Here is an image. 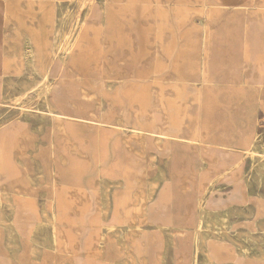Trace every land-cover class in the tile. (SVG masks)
Masks as SVG:
<instances>
[{
    "label": "rangeland",
    "instance_id": "obj_1",
    "mask_svg": "<svg viewBox=\"0 0 264 264\" xmlns=\"http://www.w3.org/2000/svg\"><path fill=\"white\" fill-rule=\"evenodd\" d=\"M2 1L5 14H0V43L5 49L3 56L4 91L12 97H19L20 84L29 78L30 74L26 63L28 59L27 47H30L32 50V60L37 69L32 77H42L54 63L53 66L56 68V72H58V79L60 81H58V85L61 86L63 92H66V96L60 93L57 96L58 107L69 116L60 122L65 124L69 132L75 138L77 137L81 143L87 145V148H89L86 154H76L70 149L64 136L59 132V121L51 117L48 113L43 114V111L47 112V108L39 95H37L35 89L29 93L30 99H28L27 102L25 101L26 108H29L27 112L20 108V105L23 103L15 106L11 101L5 102L3 106H0V128L3 126L6 128L7 126H11L14 131L17 132V145L19 146L18 148L24 151L22 157L25 164V166H21L22 172L18 173L20 176L18 180L16 179L17 181H10L8 183V190L13 195H18L22 192L20 188L21 184L23 187L27 188L30 200L33 198L38 205L51 201L54 195V178L52 176L54 164L51 158L53 153L58 164L57 167L61 169V174L63 175V173H65L64 175L68 176V178L63 179V181L66 184L68 183L69 187L72 188H87L94 195L92 204L89 207L90 209L86 213L84 221L81 223L82 228L76 238L79 242L78 248L80 249L79 254L76 256L77 264H115L114 262L104 263L101 259H94L92 256L87 255L85 251L86 243L92 232L90 222L97 218L95 217L96 193L92 191V188L98 186L96 182L98 176L105 175L112 177L124 176L125 182L127 181V183L130 184V189L126 188L123 190L126 194H130L131 190L143 189L146 187L148 182L147 179H152L157 175L156 173L159 167L162 166L171 174V162L168 159L171 157L170 151L175 143H181V141L174 136L175 134L179 135V132L181 134L187 131L189 137H198L196 124H194L193 121L194 118H192L193 120L190 118V114L194 115L196 113L197 107L194 100H191L190 95L185 101L184 89L182 90V85H184L182 81L183 72L178 69L171 73V75L173 74L176 78L178 77V84L176 86L173 81H166L169 77L167 73H155L150 65L153 61L152 57L154 56V50L156 49V47L154 48L153 46V42L150 44V42L153 41V36L155 38H162L164 34H168L169 42L166 43V48L177 52L181 48V43L179 41L180 33H188V31L190 32L193 30L194 26L193 24H176L172 19L168 20L167 24L163 27H157L156 25L139 26L140 44H142L139 59L140 65L137 66L135 70L136 74L119 76L114 75L115 73L118 74V72L110 69L108 61H97L96 64L98 67H96L94 63L89 64L90 66H86L89 57L91 58L92 56L98 55V50H96V46L92 47L82 43L80 39L81 28L83 26L82 21L85 18H89L90 10L96 2L100 0H72L64 6H60V3L56 0ZM138 1L142 3L152 2V0ZM91 3L93 4L91 5ZM237 9L239 11L241 10L239 7H236L234 12H236ZM229 10L231 11L232 9ZM61 17H64L66 20L63 26L65 30L64 33L69 32L74 34V32L79 30L78 37L75 38L74 41H72L73 37L67 38L64 35L59 38V41L62 47V53L71 47L72 51L67 55V59L71 64L75 65L76 63L82 67L83 76H86L84 79L75 80L71 73L67 74L68 72L65 68L62 67L60 69V62H58L57 58L55 59L52 57V44L56 27ZM87 23L88 22L85 24ZM26 41H28L29 45H26ZM77 41L79 44H76ZM207 43L206 40L205 46L208 45ZM76 45L78 46L77 49L74 48ZM97 69L100 70L98 75H96ZM94 75L96 76L93 77ZM76 84L85 85L84 89L93 95L86 96L84 93H74ZM8 87H10V89H8ZM155 91L158 92L160 96L166 97L167 99H165V102L168 103V105H163L166 112L162 115H155L152 109L154 100L151 97L157 94ZM242 103L249 105L253 103L257 108L255 134L247 149H250L253 141L258 139L260 151H264V99H258L254 102L240 101L239 106ZM226 104H231L232 107L236 109L232 103L229 104L223 101L214 105L220 106L222 109V107L225 108L224 106ZM120 107L125 110V117H123V115L121 116L119 113ZM240 108L242 110L244 107L242 106ZM138 109L141 112L138 111ZM186 110L187 114L185 116ZM131 112L136 113L139 121L141 119L140 124L143 125V127L145 126L144 129L148 131V137H151L148 139L150 141V148L148 149L145 148L143 139L131 129L129 120ZM122 118L125 119V122ZM153 118L154 120L152 121ZM147 124H149V126ZM160 124L165 126V131L167 133L170 132L168 134L172 137L168 138L167 142H162L159 146L156 144V141L152 139H154V133L157 131ZM168 124L171 125L169 126ZM189 128L190 130H188ZM14 138L15 137L11 136L10 139L8 138V141H13ZM125 140L129 142V145L126 144ZM53 145L55 146L52 147ZM152 154H155L158 158L154 160ZM242 155L243 159H240L237 164H234L236 167L234 165L233 167L232 164L221 163L223 165H220L219 161H217V165H213L212 170L208 171L206 175L204 174L205 176L203 175L202 177L199 172L201 167L199 169L192 167L190 173L186 172L185 169H182L183 172L180 170L176 171H178L179 177L186 182L191 176L195 177L196 175L199 176V181L200 179L206 182L208 180L215 181L217 179L218 185L223 186L227 184L226 186L233 191L232 195L229 194L228 196L227 193L224 196L230 198L237 196V198H240V196L242 197V195H244L241 183L238 184V181H235L236 178L233 176L229 178L227 173H224V176L226 174L225 177L223 175L220 177L216 176V170L221 171L230 165L232 166L231 168H237V165L240 167L239 164L244 162V170L248 175L246 177H248V182L250 184L248 187L250 191L256 194L257 192L264 194V175L261 171L257 170L260 165H258V163L260 160H262V162L264 161V156L256 155L253 157L243 152ZM186 160L182 161V164H185ZM213 173L215 174L212 176ZM9 175L10 174L5 170L0 171V180L6 181ZM228 183H233V188L229 187ZM237 185H239V190L236 188ZM179 187L181 186L179 185ZM221 192L222 190L218 189L214 193ZM119 195L120 192L112 188L113 199ZM167 196V199L170 200L164 203L161 202V204L163 203L160 205L161 207L154 209L149 215L150 218L148 217L150 221H156L160 215L165 214L168 206L175 207L172 211L174 217H177V213L179 214L180 212V217L178 216L179 220L176 222L181 223V228L184 231L181 230V233H178L173 239L170 234H165L167 238L166 243L168 245L165 252V264H207L203 255L197 252L196 237L193 235V225L196 224V221L194 218L192 219L195 215L192 216L191 213H195V211H192L190 216L188 215L189 212L186 211L188 207L192 206L194 200H189L187 195H182L173 190H170ZM1 203L9 214L10 209L6 207L5 199H2ZM242 203L243 201L240 202V204ZM59 210L66 211L67 208L62 207V209ZM92 211L94 214H92ZM25 214L27 218L30 219V210L25 209ZM120 215H114V217L111 218L112 220L109 219L110 222L104 220V223L102 222L103 224H101V221L95 222L98 228H102V230L107 233L106 256L115 260L124 259L126 256L122 251L123 248L119 240L129 239L132 245H134L135 242V248L138 247V251L147 253V255L150 256L152 264H159L161 261L160 252L163 247V234L160 233L158 227L151 224L144 215L138 222L140 223L139 230L141 235L134 238L132 232L130 233L128 231L127 226H125L127 228L118 235L114 232L109 233V227L113 222L118 220L126 224L132 216L131 212ZM234 216L235 217L231 220L228 219L231 223L229 228L231 227L230 232L232 238L220 237L221 234H219V240H217L223 241L225 244L224 246L227 247L235 248V245L246 257L238 259L235 258L233 254H226L225 259L219 262L227 264L234 260L237 264H264V260L260 258V245L264 244V241L259 240L262 234L264 235L263 229L258 223L255 224V217L248 219L242 214ZM9 217H11L10 214ZM218 218L215 212L213 215H208L204 220V228L209 230V228L213 227L214 221L218 220ZM186 219L191 222V225ZM215 227L217 230L220 229L219 221L215 223ZM235 228L236 231L234 230ZM244 230H249L250 234L241 232ZM146 232H148V240L145 242L144 233ZM36 238L38 240H43V235L36 234ZM44 238H46V233ZM5 240L6 234L0 226V247ZM173 240L176 241L175 245L171 244ZM23 246L25 249L21 252V258L22 264H26L31 259V249H29L25 243ZM48 246L45 248L46 251L52 252L53 250ZM3 254H5V252H3ZM195 254H197V259H195ZM57 255L60 262L67 260L65 257H62L63 253L58 252ZM1 257L2 255L0 254V259Z\"/></svg>",
    "mask_w": 264,
    "mask_h": 264
},
{
    "label": "bare ground",
    "instance_id": "obj_2",
    "mask_svg": "<svg viewBox=\"0 0 264 264\" xmlns=\"http://www.w3.org/2000/svg\"><path fill=\"white\" fill-rule=\"evenodd\" d=\"M92 4L93 3H91V5ZM0 14L4 15V7L2 0H0ZM88 21L89 18H85L82 21V25H84ZM65 22V18L61 17L60 22L56 27L55 37L52 44V57H54L55 59L57 58L58 62H60V69L62 67L65 68L68 72L67 74L71 73L75 80H79L83 76L82 67H80V65H77L76 63L75 65H73L68 61L67 55H69V53L72 51L71 47L62 53V47L60 46L59 41V38L63 35L67 38L73 37L72 41H74L75 38L78 37L79 30L76 29L78 31L74 32V34H71L69 32L64 33L65 30L63 26ZM25 43L26 45H29L28 41H26ZM76 44H79L78 41ZM76 46H74V48H76ZM27 48L28 59L26 63L27 67L29 68L30 74L29 78H27L20 84L19 97L15 98L7 94L6 91H4L3 56L5 53V49L4 46L0 43V106H3L5 102L8 101H11L15 106H18V104L23 103L22 105H20V108L22 110H26L27 112L29 108H26L25 101L27 102V100L30 99L29 93L35 89L37 91V95H39V97L47 108V112L43 111V114L48 113L51 117L56 118L59 121V132L61 135L64 136L70 149L76 154H86L89 150V148H87V145L81 143V141L77 137L75 138L69 132L65 124L60 122L69 116L66 115L65 112L61 111V109L58 107L57 96L59 95V93L66 96V92H63L61 86L58 85V72H56V68H54L53 66L54 63L52 64L51 68L47 71V73L42 77H32V75L37 71V69L35 63L32 60V50L30 49V47ZM191 77L192 79L190 82L196 84V82L199 81L195 73H193ZM84 87L85 85L76 84L74 93H84L86 96H92L93 94H88L87 90H85ZM8 89H10V87H8ZM151 98L154 100V105L152 109L155 115L164 114L166 110L163 105H168V103L165 102L166 97L160 96L157 92V94H154V96H152ZM138 111L140 110L138 109ZM119 113L121 114V116L123 115V117H125L126 112L124 109H122V107L119 108ZM122 120L125 122L124 118H122ZM129 120L133 132L143 139L145 148H150V141L148 139L151 137H148L149 134L148 131L144 129L145 126L143 127V125L140 124L141 119L139 121L136 113L131 112ZM153 120L154 118L152 119V121ZM147 125L149 126V124ZM165 130V126L160 124L157 128V131H155L154 133L155 136L152 140L156 141V144L159 146L162 144V142H167V139L172 137L170 134H168L170 132L167 133ZM188 130H190V128ZM187 134V131H184L183 133L180 134L179 132V135L175 134L174 136L178 140H180L182 144H185L188 147H201L203 151H207V149L209 148L208 144H206L204 141L199 140V137H189ZM11 136L15 137L14 140L8 141V138L10 139ZM17 139V132L14 131L11 126H7V128L3 126L0 128V171L5 170L10 174L6 181L0 180V226L6 234V240L3 245H1L2 248L0 247V254L2 255L0 259V264H22L21 252L25 249L23 246L24 243L27 244L29 249H31V259L26 264H77L76 256L77 254H79L80 249L78 248L79 242L76 240V238L82 228L81 223L84 221V217L90 209L89 207L92 204L94 195L87 188H72L69 187L68 183L66 184L63 181V179H67L68 176H65V173H63L64 176L61 174V169L57 167L58 164L55 160L53 153L51 158L54 164V167L52 168V176L54 178V195L51 198V201L38 205V203L33 198L32 200H30V195L27 188L23 187V185L21 184L20 188L22 189V192L18 195H13L8 190V183L10 181H17L18 177H20L18 173L22 172L21 166H25L22 157L24 151H22L21 148H18L19 146L17 145ZM125 142L127 145H129V142L127 140H125ZM54 146L55 145H53L52 147ZM259 146V140L255 139V141H253L252 143V147L250 149L242 150V152L248 153L253 157H255L256 155L264 156V151H260ZM152 157L154 160L158 158L155 154H152ZM203 158L208 161L210 166L200 168L199 172L201 177L204 174L206 175L208 171L212 170L213 165H215L218 161V156H214L213 158L207 156ZM186 159L187 158L184 157L182 161ZM176 161L177 157L174 156L173 167L170 172L171 174H169L167 170L161 166L159 167V170L156 173L157 175L154 178L147 179L148 182L145 188L140 190L135 189V191L131 190L130 194H126L125 191H123L126 188L130 189V184L127 183V181L125 182L124 176H98L96 180L98 186H96L97 188L95 186L94 188H92V191H95L96 193L95 217L97 218L90 222L92 226V232L86 243L85 251L87 255L92 256L94 259H101L104 263L114 262L115 264H152L150 256L147 255V253H141L140 251H138V247L135 248V242L134 245H132L129 239L119 240L123 248L122 251L126 256L124 259L115 260L106 256L107 233L103 231L102 228H98L95 222L101 221V224H103L104 220L109 221V219L114 217V215H125L127 214V212H131L132 216L126 224L116 220L109 227V233L114 232L116 235H118L128 227V231L130 233L132 232L135 238L138 235H141L139 230L140 223L138 222L145 215L146 219L151 224L157 226L160 233L163 234V247L162 251L160 252L161 261L159 259L158 260L160 261L159 264H165V252L168 246L166 243L167 238L165 237V234H170L171 238L173 239L178 233H181V230L184 231L181 228V223L176 222L179 220L180 212L179 214L177 213V217H174L172 215V211L173 209H175V207H169L167 205V211L164 215H160L159 213L160 216L156 221H154L155 223L153 221H150L149 215L154 209L158 207L160 208V205L170 200L167 199V193L170 190L177 191L182 195H187V193L189 192V185L186 181L182 180L181 183L176 186L177 175L179 176L178 171H176V169L174 168V164ZM233 165L234 164H232V166ZM239 165L240 167L237 165V168H231L232 166L230 165L228 167H225L221 171L216 170V176H224V173H227L229 175V178L230 176L235 177V181H238V184L241 183L242 191L244 194L242 195V197L240 196V198H237V196H233L232 198H230L224 196L227 193L228 196L229 194L232 195L233 191H231L230 188L226 186L227 184H224V188L223 186L218 185L217 179L215 181L208 180L207 182L200 179L199 186L197 187L199 192L197 195H195L194 198H192L194 200L192 202V206L188 207V209L186 210L187 212H189V216L192 211H195V213H191L192 216L195 215L194 217H192V219L194 218L196 221V224L193 225V235L196 237L197 252L203 255V258L207 264H225L220 263L219 261L224 260L226 254H233L234 257L238 259L241 257H246L245 254L239 251L235 245V248H231L224 246L225 244L223 241H218L219 234H221L220 237L232 238L230 232L231 227L229 228L231 223L229 222V220L235 217L234 215L242 214L248 219L255 217V224L258 223V225L264 231V194L261 192H257L256 194L255 192L250 191L248 187L250 184L248 182V177H246L248 175L244 170V162ZM258 165L259 166L257 170L261 171V173H263L264 175V161L262 162V160H260ZM234 166L236 167V165ZM214 174L215 173H213L212 176ZM179 185L181 187H179ZM238 186L239 185L236 186L237 189ZM177 187L180 190H178ZM112 188H115L116 191L120 192V195L117 196L115 199H113L112 197ZM218 189H221L222 192L214 193ZM2 199H5V205L10 209L9 214L11 215V217H9V214L3 208V205L1 203ZM242 201L243 203L240 204V202ZM161 202L163 203L161 204ZM62 207L67 208V210L60 211L59 209H62ZM25 209L30 210V219L27 218L25 214ZM214 212L219 218L218 220L214 221L213 227L209 228V230H206L204 228V220L207 218L208 215H213ZM92 214H94V212ZM217 221L220 222L219 230H217V228L215 227V223ZM188 222L191 225V222ZM236 228L234 229L235 231ZM241 232H244L245 234H250L249 230H244ZM45 233L46 238H44ZM36 234L43 235V240H38L36 238ZM144 236V241L146 242L148 240V232L144 233ZM259 240L264 241L263 234L259 238ZM47 243L49 244V246ZM175 243L176 241L174 240L171 242L172 245H175ZM47 246L50 247L53 251H46L45 248H47ZM260 246V258L264 260V244ZM3 252H5V254H3ZM58 252L63 253L62 257H65L67 260L60 262V259L57 255ZM195 259H197V254H195ZM227 264H237V262L233 260Z\"/></svg>",
    "mask_w": 264,
    "mask_h": 264
},
{
    "label": "crops",
    "instance_id": "obj_3",
    "mask_svg": "<svg viewBox=\"0 0 264 264\" xmlns=\"http://www.w3.org/2000/svg\"><path fill=\"white\" fill-rule=\"evenodd\" d=\"M56 1L64 6L72 0ZM236 7L241 10L234 12ZM89 14L80 39L96 46L98 55L89 57L86 66L94 63L98 67L97 61H108L110 69L118 72L114 75L119 76L136 74L140 65L139 26L163 27L171 19L180 25L193 24L192 31L180 33L181 48L177 52L166 48L168 34L153 36L150 42L156 47L150 64L155 73H167L166 81L177 86L178 77L171 73L178 69L183 72L185 101L190 95L197 107L190 118H194L199 140L209 145L203 151L201 147L175 143L168 158L171 170L174 156V168L188 173L192 167L210 166L203 157L218 156L220 165L237 164L243 159L242 150L249 147L255 134L257 108L253 103L239 106V102L264 99V0H100ZM193 73L199 79L196 84L190 82ZM222 101L236 109L231 104L222 109L214 105ZM184 157L187 160L182 164ZM198 178L191 176L187 181L189 200L199 192ZM181 181L177 175L176 186Z\"/></svg>",
    "mask_w": 264,
    "mask_h": 264
}]
</instances>
